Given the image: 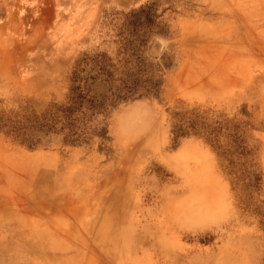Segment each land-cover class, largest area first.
I'll return each mask as SVG.
<instances>
[{
    "label": "rangeland",
    "instance_id": "rangeland-1",
    "mask_svg": "<svg viewBox=\"0 0 264 264\" xmlns=\"http://www.w3.org/2000/svg\"><path fill=\"white\" fill-rule=\"evenodd\" d=\"M0 264H264V0H0Z\"/></svg>",
    "mask_w": 264,
    "mask_h": 264
},
{
    "label": "trees",
    "instance_id": "trees-1",
    "mask_svg": "<svg viewBox=\"0 0 264 264\" xmlns=\"http://www.w3.org/2000/svg\"><path fill=\"white\" fill-rule=\"evenodd\" d=\"M93 103V102H92ZM99 106L97 105V104H92V110H95V109H97ZM77 110H75V109H73V110H71L70 111V113L69 112H67V113H69V115H68V117L67 118H69V119H72V116H73V114L76 112ZM83 114L85 115V112H83ZM76 120H79V119H76Z\"/></svg>",
    "mask_w": 264,
    "mask_h": 264
}]
</instances>
